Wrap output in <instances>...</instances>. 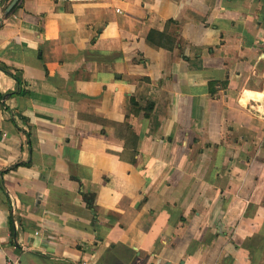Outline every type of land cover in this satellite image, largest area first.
<instances>
[{
	"label": "crops",
	"instance_id": "crops-1",
	"mask_svg": "<svg viewBox=\"0 0 264 264\" xmlns=\"http://www.w3.org/2000/svg\"><path fill=\"white\" fill-rule=\"evenodd\" d=\"M9 2L0 264H264V0Z\"/></svg>",
	"mask_w": 264,
	"mask_h": 264
},
{
	"label": "trees",
	"instance_id": "trees-1",
	"mask_svg": "<svg viewBox=\"0 0 264 264\" xmlns=\"http://www.w3.org/2000/svg\"><path fill=\"white\" fill-rule=\"evenodd\" d=\"M12 0H10L11 2ZM9 2V3H10ZM18 4V3H17ZM17 6V5H16ZM16 6L14 7V9L16 8ZM13 9V10H14ZM12 10V11H13ZM11 11V13H12ZM10 13V14H11ZM9 14V15H10ZM9 15H7L6 17H8ZM147 40L150 44L152 45H155L156 47H159V48H168L174 41L173 38H171L170 36H167L165 34H160V33H156L154 31H151L147 37ZM19 82V80H17ZM131 103L134 104V101L131 100ZM135 105V104H134ZM9 223H10V233L11 235H13V219L12 217H10V220H9Z\"/></svg>",
	"mask_w": 264,
	"mask_h": 264
},
{
	"label": "water",
	"instance_id": "water-1",
	"mask_svg": "<svg viewBox=\"0 0 264 264\" xmlns=\"http://www.w3.org/2000/svg\"><path fill=\"white\" fill-rule=\"evenodd\" d=\"M19 1L20 0H12L4 10L3 16L6 17L7 15H9Z\"/></svg>",
	"mask_w": 264,
	"mask_h": 264
},
{
	"label": "rangeland",
	"instance_id": "rangeland-1",
	"mask_svg": "<svg viewBox=\"0 0 264 264\" xmlns=\"http://www.w3.org/2000/svg\"><path fill=\"white\" fill-rule=\"evenodd\" d=\"M8 5H9V3H8ZM8 5H7V6H8ZM7 6H6V7H7ZM6 7H5V8H6Z\"/></svg>",
	"mask_w": 264,
	"mask_h": 264
}]
</instances>
